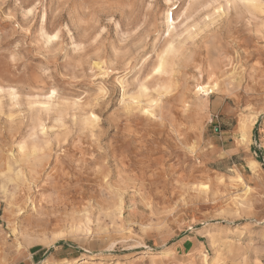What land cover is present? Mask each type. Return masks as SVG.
<instances>
[{"label": "rangeland", "instance_id": "rangeland-1", "mask_svg": "<svg viewBox=\"0 0 264 264\" xmlns=\"http://www.w3.org/2000/svg\"><path fill=\"white\" fill-rule=\"evenodd\" d=\"M209 3L0 0V264H264V18Z\"/></svg>", "mask_w": 264, "mask_h": 264}, {"label": "snow or ice", "instance_id": "snow-or-ice-1", "mask_svg": "<svg viewBox=\"0 0 264 264\" xmlns=\"http://www.w3.org/2000/svg\"><path fill=\"white\" fill-rule=\"evenodd\" d=\"M152 5L149 4V8H151ZM207 9L211 10L213 7L215 8V14L214 15H219V14H229L232 13L233 10H236L238 12L240 7H250V8H257L259 7L262 11H261V18H264V0H223V2H218V0H214V3H209L205 6ZM34 11V8H29L28 12H27V16H31L32 13ZM251 16V14H249ZM248 23V27H252V20L251 18L249 19ZM171 29H172V24H169V37H171ZM256 36H258L260 38V42L264 43V30L261 31H257L255 33ZM45 41L46 44L48 46H52L55 47L57 44H59L60 39H61V33L59 31H55L54 34L48 35V34H44V36L42 37ZM170 54H178L176 53V49L174 44L169 43L167 45V47L164 49V53L163 56L161 57V62L160 65L157 66L154 70L155 74H161L164 68V57L169 56ZM11 60L13 62H15L17 60V57L15 55H13L11 57ZM110 75V73H109ZM148 79H151V77H148ZM196 92L198 93H205V88L204 87H196ZM0 91H3L2 89H0ZM13 92L15 91L14 89L12 90ZM149 89L146 87H143V85H141V95L143 96V94L148 93ZM206 94V93H205ZM107 95V91L106 89L101 86L99 91L96 93V99L99 102L100 100H102L105 96ZM57 96V92L56 89L53 88L52 91L50 92V97H55ZM138 101L137 100H133L132 103L136 104ZM151 105L153 107L157 106L160 101L159 100H151L150 101ZM145 114H152L149 112L148 108L144 109ZM155 118V117H153ZM91 120L92 121H98L99 117L97 115H95L94 113L91 115ZM196 146L194 145L192 150L195 151ZM24 146H21V151L23 152ZM248 168L252 169V170H256L257 169V165L255 163V161H250L247 165ZM261 170L264 171V166H261ZM235 173H233L234 175ZM241 183H243V180H240ZM220 183H223V180L220 181ZM201 189H207L208 185L207 184H201L199 186ZM249 191H251V189H249ZM58 237H53V239H57ZM27 239V237H26ZM262 260H264V256L261 257Z\"/></svg>", "mask_w": 264, "mask_h": 264}, {"label": "bare ground", "instance_id": "bare-ground-1", "mask_svg": "<svg viewBox=\"0 0 264 264\" xmlns=\"http://www.w3.org/2000/svg\"><path fill=\"white\" fill-rule=\"evenodd\" d=\"M168 14H169V19H170V17L172 16V18H173V16H174V14H173V12H172V9L171 8H169L168 9ZM160 62H161V59H160ZM164 64H165V58H164ZM159 65H160V63H159ZM199 87H204L205 88V95H208V97H209V94L210 93H212L214 90H213V88L215 87V85H212V86H208V85H204V86H199ZM92 121V120H91ZM245 127H246V125H244L243 127H242V130H243V128L245 129ZM247 131V130H246ZM245 137V136H244ZM21 148V147H20ZM60 164V163H59ZM260 171V170H259ZM87 221H89L88 219H87ZM86 222V221H85ZM162 254H166V252H164V251H162ZM161 257V256H160ZM85 260V259H84ZM80 261V260H79ZM69 263V262H68ZM72 263V262H71ZM74 264V263H73Z\"/></svg>", "mask_w": 264, "mask_h": 264}]
</instances>
